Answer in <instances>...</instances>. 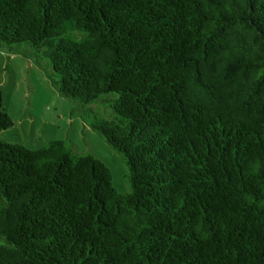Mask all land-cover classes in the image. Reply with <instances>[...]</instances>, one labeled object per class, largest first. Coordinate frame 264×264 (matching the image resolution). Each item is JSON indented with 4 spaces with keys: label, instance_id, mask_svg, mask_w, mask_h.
<instances>
[{
    "label": "trees",
    "instance_id": "obj_1",
    "mask_svg": "<svg viewBox=\"0 0 264 264\" xmlns=\"http://www.w3.org/2000/svg\"><path fill=\"white\" fill-rule=\"evenodd\" d=\"M33 57L122 159L5 142L0 264H264V0H0Z\"/></svg>",
    "mask_w": 264,
    "mask_h": 264
},
{
    "label": "rangeland",
    "instance_id": "obj_2",
    "mask_svg": "<svg viewBox=\"0 0 264 264\" xmlns=\"http://www.w3.org/2000/svg\"><path fill=\"white\" fill-rule=\"evenodd\" d=\"M0 107L14 121L13 128L1 134L5 142L38 149L52 140H70L79 151L93 154L109 167L117 192L130 191L121 157L83 124L74 105L59 95L33 57L1 47Z\"/></svg>",
    "mask_w": 264,
    "mask_h": 264
}]
</instances>
